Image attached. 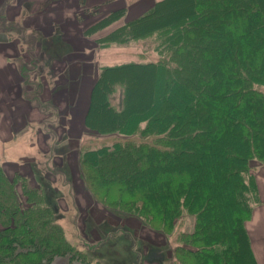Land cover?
<instances>
[{"label":"trees","instance_id":"trees-1","mask_svg":"<svg viewBox=\"0 0 264 264\" xmlns=\"http://www.w3.org/2000/svg\"><path fill=\"white\" fill-rule=\"evenodd\" d=\"M84 1L83 15L100 14ZM125 13L84 37L117 23L100 42L150 39L158 59L100 68L85 129L121 139L80 154L86 189L166 236L191 216L169 261L257 264L246 222L260 202L251 163L264 166V0H156ZM40 189L0 163V264H103L73 250Z\"/></svg>","mask_w":264,"mask_h":264},{"label":"rangeland","instance_id":"rangeland-1","mask_svg":"<svg viewBox=\"0 0 264 264\" xmlns=\"http://www.w3.org/2000/svg\"><path fill=\"white\" fill-rule=\"evenodd\" d=\"M56 1L54 5L50 0V46L43 47V59H38L42 52L38 53L33 47L23 56L21 63L28 65L23 72V96L32 100L33 106L31 110H23L25 126L14 129L15 118L3 116L0 112V163L8 177L17 172L27 178L30 186L41 188L53 210L54 220L73 250L80 252V258L103 264H131L139 253L136 261L139 264L141 253L148 251L141 264H145V259L151 263L176 264L172 258L167 260L166 253L171 256L169 251L178 244V234L191 229L193 218L184 214L171 236L152 231L143 225L142 220L109 208L89 193L82 181L78 162L82 152L121 139L115 134L96 135L85 129L90 90L100 68L127 62L156 61L157 53L150 39L118 44L100 42L117 23L91 37H84V30L93 27L110 11L103 4L91 5L92 1L99 3L100 0H85L87 5L84 1V7L90 10L99 6L100 14L94 16L83 15L79 0L76 6L67 1L63 13L57 16L54 11L58 6L62 7V0ZM136 2L129 1L132 5ZM77 16H81V22ZM71 22L76 28L71 27ZM36 34L39 40L45 37L40 32ZM73 43L76 45L72 46ZM7 121L11 128L6 127ZM150 137L156 139L155 135ZM152 140L146 142L153 144ZM251 167L255 176L256 171L264 166L252 162ZM149 235L152 238L149 239ZM153 244H166V247ZM68 259L69 256L56 258L52 264H67ZM71 264H80V261L75 259Z\"/></svg>","mask_w":264,"mask_h":264},{"label":"crops","instance_id":"crops-1","mask_svg":"<svg viewBox=\"0 0 264 264\" xmlns=\"http://www.w3.org/2000/svg\"><path fill=\"white\" fill-rule=\"evenodd\" d=\"M54 1L56 0H53V4L56 5L57 1ZM67 1L71 2V6L78 4L76 3L78 0H62V7L58 6L54 14L57 16L62 14V9L68 4ZM129 1L132 0H100L99 3L92 1L91 5L103 4V7H109V9H106L110 11L125 8V19L127 21L144 14L153 5L152 0H137L133 5ZM51 4L50 0H0V35L5 37L0 39V112L3 113V116H9L11 119L15 118L12 124L14 129H22L25 126L23 122L24 108L33 109L32 100L26 98L25 100L23 96V72L28 65L21 63L23 56L29 52L30 48L33 50L34 47L38 53H41L45 45L50 46ZM85 5H87V1H85ZM60 19L62 20L63 16ZM73 24V22L70 23L71 27H75ZM39 32L45 36L41 40L36 37V33ZM73 45L76 44L73 43ZM43 55L44 52L40 54L38 59L42 60ZM35 108L38 109V106L35 105ZM78 113L81 118V113ZM5 125L11 128L9 121ZM255 182L260 202L253 208L250 220L246 222V231L256 263L264 264V167L256 171ZM150 238L152 237L149 235ZM142 240L146 243L150 242L147 239ZM166 244L164 246L153 244V246L166 247ZM147 252L145 254L141 253L142 258L139 264L143 263V257H146ZM136 256L137 261L139 253H136ZM136 261L134 259V263L131 264H136ZM157 262L151 263L149 260H144L145 264H160Z\"/></svg>","mask_w":264,"mask_h":264},{"label":"water","instance_id":"water-1","mask_svg":"<svg viewBox=\"0 0 264 264\" xmlns=\"http://www.w3.org/2000/svg\"><path fill=\"white\" fill-rule=\"evenodd\" d=\"M1 37H3V39L5 38L4 35H0V39H1Z\"/></svg>","mask_w":264,"mask_h":264}]
</instances>
